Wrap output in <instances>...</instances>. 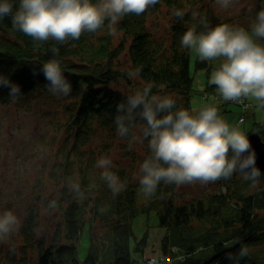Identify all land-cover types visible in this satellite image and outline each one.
<instances>
[{
    "label": "trees",
    "instance_id": "trees-1",
    "mask_svg": "<svg viewBox=\"0 0 264 264\" xmlns=\"http://www.w3.org/2000/svg\"><path fill=\"white\" fill-rule=\"evenodd\" d=\"M206 1L158 0L141 15L126 14L111 28L105 21L96 32H84L79 39L64 43L34 41L13 28L10 17L0 19V74L19 85L21 93L10 98V88L0 85V109L28 113L38 109L42 102L54 105V109L47 111L54 114L55 136L60 143L58 158L52 161L56 171H64L68 182L59 190L58 197L39 198L48 208L52 209L53 203L59 208L61 219L51 238L30 242L36 237L35 224L41 216L39 205L32 206L26 217L30 239L23 255L17 256L13 251L11 264H140L149 244V232L145 231L139 240L134 220L152 212L157 214L159 227L166 231L161 250L171 255L176 264H264V252L256 250L264 244V172L256 190L236 172L230 179L217 181L221 187L218 191L185 202H178L176 184L163 181L153 194L143 197L140 183H133L120 172L125 187L114 196L97 175L95 151L90 148L98 131H108L112 136L117 133V105L145 86L151 85L154 95L171 96L177 109H193V50L181 45L182 35L194 28L203 15L207 18L202 28H194L197 32L205 31L206 26L231 25L232 19L212 20L205 13ZM256 1L258 13L264 8V0ZM177 10L184 13L182 18L174 15ZM164 11L171 17L170 24L159 33L151 20ZM53 47L59 49L55 56L51 52ZM127 56L129 66L125 67L121 60ZM49 59L61 62L71 83L69 95H53L46 86L40 69ZM211 68L210 60H196L195 69L210 72ZM130 72L137 77L129 76ZM214 89L209 83L207 90ZM144 126L145 122L137 117L126 139L133 138L137 129ZM253 132L264 141V124L257 123L247 136ZM87 155L89 159H85ZM69 184H78L79 191ZM42 185L38 181V195L46 188ZM206 220L211 221L210 227L196 226L195 221ZM97 222L104 230L102 236L97 234ZM87 224L91 246L82 261L77 256V244ZM241 245L249 249L243 258L237 256ZM228 255L234 259H227Z\"/></svg>",
    "mask_w": 264,
    "mask_h": 264
},
{
    "label": "clouds",
    "instance_id": "clouds-1",
    "mask_svg": "<svg viewBox=\"0 0 264 264\" xmlns=\"http://www.w3.org/2000/svg\"><path fill=\"white\" fill-rule=\"evenodd\" d=\"M224 8L232 0H217ZM158 0H0V19L10 17L13 28L22 31L34 41L55 40L64 43L79 39L84 32H96L105 21L109 27L117 24L126 14H143ZM175 16L184 13L177 10ZM264 8L256 15L250 30L227 23L207 27L197 32L189 28L182 35L181 45L193 50L201 61H219V67L211 75L224 101L242 103L255 100L264 108ZM57 55L58 48L51 49ZM46 86L53 95L67 96L71 83L66 79L57 59L42 64ZM130 72L129 76H135ZM0 85L10 88V98L21 95L19 85L11 83L0 74ZM115 117L117 133L129 136L137 117L145 122L142 139H148L151 156L140 165L139 183L146 195L153 194L158 184H207L230 179L239 172L242 179L257 187L261 170L256 165V155L251 150L247 134L241 129L244 123L230 125L218 114L214 105L199 109H177L171 96L154 95L151 85L126 98L117 105ZM98 168L113 195L125 185L112 172V161L100 158ZM71 187L79 191L78 184ZM55 207V204H52ZM17 214L6 209L0 212V240L10 237L20 227ZM249 249L243 245L237 256H247ZM227 259H234L228 255Z\"/></svg>",
    "mask_w": 264,
    "mask_h": 264
},
{
    "label": "rangeland",
    "instance_id": "rangeland-1",
    "mask_svg": "<svg viewBox=\"0 0 264 264\" xmlns=\"http://www.w3.org/2000/svg\"><path fill=\"white\" fill-rule=\"evenodd\" d=\"M205 13L212 20L231 19V25L242 26L250 30V25L256 19V9L258 3L256 0H232L229 7H222L217 0H207L205 2ZM170 18L166 11L162 15H154L151 24L154 29H158L159 33L170 24ZM206 16L198 18L195 29L203 27ZM159 26L155 28V26ZM264 43V40L261 41ZM199 57L192 52V70L195 77V95L192 99L193 109H199L205 105H214L218 108V114L225 119L230 125L237 124L240 120L244 123L241 129L247 134L253 130L257 123L264 124V108L258 106L255 100L245 99L242 103L233 101H224L214 85V90H207L211 75L219 67V61H212V70L195 69L196 60ZM128 56L123 57L121 62L128 67ZM137 77V76H135ZM136 79V78H135ZM126 84H122L120 88L125 89ZM247 101V104H246ZM54 109V105L39 103L38 109L33 112H21L16 109L3 110L0 109V142L2 158L0 160V212L11 209L20 219V227L17 231L5 240H0V264H11L10 256L14 252L17 256L23 255L25 244L30 239L27 236V214L32 206L39 205V215L35 224L36 237L33 238L34 244L38 238H51L54 227L61 219L58 206L52 209L46 204L41 203L39 198L42 197H58L59 190L63 185L68 184L63 174L64 171H56L54 161L58 155L59 143L56 140V125L54 123V114H48L47 110ZM131 139L122 138L116 133L110 135L108 131H98L93 137L90 146L95 152L96 162L100 158H108L112 161L111 171L119 178V173L124 172L133 183H139L140 165L145 159L151 155L148 139H142L140 129ZM89 151H87L88 153ZM87 155L85 159H89ZM61 159V157H59ZM58 159V161H59ZM87 161V160H86ZM85 166V165H84ZM84 166H82L84 168ZM79 170V169H78ZM97 175L102 178L103 169L96 166ZM76 173L78 171L76 170ZM77 175V174H76ZM79 181V176H76ZM38 181H42V195H38L40 189L37 186ZM121 181V179H120ZM218 181V180H217ZM210 182L201 184L199 182L191 184L177 185L176 197L178 202L192 201L195 198H201L202 195L218 191L221 187L218 182ZM72 184H69L71 187ZM258 186V185H257ZM256 190V187L253 189ZM143 197L146 194L140 188ZM41 203V204H35ZM198 225L210 227L211 221H195ZM97 234L102 236L104 230L102 225L97 222L95 224ZM145 231L149 232V244L145 251L144 257H141L140 264H146V259L157 255L165 258V264H176L172 262L171 255H166L161 250V240L166 233L164 228L159 227L157 214L152 212L150 215H139L134 220V232L140 240ZM91 244V234L89 224L81 233L78 241V254L80 260H85ZM33 249V248H32ZM264 252V244L256 247V250ZM31 251V250H30ZM182 258V257H180Z\"/></svg>",
    "mask_w": 264,
    "mask_h": 264
},
{
    "label": "water",
    "instance_id": "water-1",
    "mask_svg": "<svg viewBox=\"0 0 264 264\" xmlns=\"http://www.w3.org/2000/svg\"><path fill=\"white\" fill-rule=\"evenodd\" d=\"M248 139L251 144V150H253L256 155V165L260 168L261 172H264V141L257 132L249 134Z\"/></svg>",
    "mask_w": 264,
    "mask_h": 264
},
{
    "label": "built area",
    "instance_id": "built-area-1",
    "mask_svg": "<svg viewBox=\"0 0 264 264\" xmlns=\"http://www.w3.org/2000/svg\"><path fill=\"white\" fill-rule=\"evenodd\" d=\"M165 258L153 255L152 257L146 259V264H165Z\"/></svg>",
    "mask_w": 264,
    "mask_h": 264
}]
</instances>
